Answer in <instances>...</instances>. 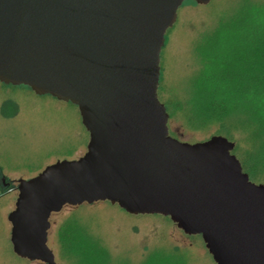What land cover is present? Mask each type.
Wrapping results in <instances>:
<instances>
[{
    "label": "water",
    "instance_id": "95a60500",
    "mask_svg": "<svg viewBox=\"0 0 264 264\" xmlns=\"http://www.w3.org/2000/svg\"><path fill=\"white\" fill-rule=\"evenodd\" d=\"M186 1L0 0V81L74 103L90 136L82 156L19 179L8 214L18 256L56 264L52 214L109 201L201 235L217 264H264V183L227 136L173 137L159 98L166 34Z\"/></svg>",
    "mask_w": 264,
    "mask_h": 264
},
{
    "label": "rangeland",
    "instance_id": "374dc122",
    "mask_svg": "<svg viewBox=\"0 0 264 264\" xmlns=\"http://www.w3.org/2000/svg\"><path fill=\"white\" fill-rule=\"evenodd\" d=\"M239 3L240 0H212L198 4L188 0L179 8L161 52L158 91L164 104L172 107V102L184 101L191 77L201 67L198 50L205 34ZM10 106L15 108L12 115H8L12 112ZM168 126L173 137L191 143L219 134L218 123L191 128L179 112L170 114ZM89 138L74 103L50 94L38 95L28 86H6L0 82V264H45L22 258L13 251L8 214L16 206L19 179L32 178L58 160L82 156ZM232 140L237 147L234 153L243 165L248 132L238 130ZM250 178L264 183V173ZM73 217L88 235L109 250L113 264H143L147 258L161 259L164 255L176 256L183 264H217L201 235L186 234L168 216L130 214L109 201L66 205L52 214L48 244L55 253L56 264H76L60 240L63 224Z\"/></svg>",
    "mask_w": 264,
    "mask_h": 264
},
{
    "label": "trees",
    "instance_id": "16d2710c",
    "mask_svg": "<svg viewBox=\"0 0 264 264\" xmlns=\"http://www.w3.org/2000/svg\"><path fill=\"white\" fill-rule=\"evenodd\" d=\"M198 54L201 67L184 101L165 103L167 110L182 113L191 128L218 123V133L231 140L238 130L248 132L243 168L257 177L264 173V3L240 0L205 34ZM86 232L74 217L66 221L60 230L65 253L76 264H113L109 250ZM156 258L143 264H183L176 256Z\"/></svg>",
    "mask_w": 264,
    "mask_h": 264
},
{
    "label": "flooded vegetation",
    "instance_id": "af4514ba",
    "mask_svg": "<svg viewBox=\"0 0 264 264\" xmlns=\"http://www.w3.org/2000/svg\"><path fill=\"white\" fill-rule=\"evenodd\" d=\"M0 82H1V81H0ZM2 83H3V82H2ZM3 84L6 85V86L11 85V84H5V83H3ZM2 180H3V183L7 184V183H6V179H5V177H3Z\"/></svg>",
    "mask_w": 264,
    "mask_h": 264
}]
</instances>
